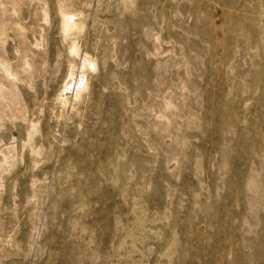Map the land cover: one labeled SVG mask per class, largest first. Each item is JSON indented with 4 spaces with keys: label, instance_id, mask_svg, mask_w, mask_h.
<instances>
[{
    "label": "rangeland",
    "instance_id": "374dc122",
    "mask_svg": "<svg viewBox=\"0 0 264 264\" xmlns=\"http://www.w3.org/2000/svg\"><path fill=\"white\" fill-rule=\"evenodd\" d=\"M13 2L0 264H264V0ZM62 12L96 64L64 105ZM33 13L46 31L31 78L20 60L40 32L16 28ZM38 106L36 156L25 142Z\"/></svg>",
    "mask_w": 264,
    "mask_h": 264
},
{
    "label": "bare ground",
    "instance_id": "6f19581e",
    "mask_svg": "<svg viewBox=\"0 0 264 264\" xmlns=\"http://www.w3.org/2000/svg\"><path fill=\"white\" fill-rule=\"evenodd\" d=\"M25 0H21V2H24ZM125 1L127 0H117L118 5H123V3H125ZM38 5V4H37ZM43 6V5H42ZM61 9V8H60ZM180 10V18H182V8H179ZM28 11V9H27ZM60 12V10H57V12ZM0 12L2 14V19L0 20V49L3 51L4 50V43L6 40V34H5V25H10L13 26L19 23V9L18 6L15 5V2H13V0H3L2 4L0 6ZM58 12V13H59ZM68 12V11H67ZM61 14V13H60ZM59 14V15H60ZM75 15V14H74ZM79 15V14H78ZM44 16V15H43ZM81 16V15H80ZM60 17H62L61 19V29H62V34L64 36V38H68L69 39V44H68V48H67V53L70 59V65L68 68V72H67V76L65 81L62 84V87L60 89V91H58V95H57V100L60 104L64 105L66 103H68V97L67 95L70 92H74L75 98H77V96L79 97V94L84 91L87 88V77H86V71H94L96 69V64H95V60H91L90 58H86L87 55L85 56V54H83V56H81V51L79 46L77 45L76 42V38H72V36H74L75 34H78L80 32V30H82V26H80V23L75 22L73 15L71 14H66L62 12V16L60 15ZM17 20H16V19ZM30 20V19H29ZM39 21V20H38ZM45 21V19L43 20ZM22 23V22H21ZM86 26V25H85ZM19 28L16 30L23 34V32L28 29L31 28L34 32L38 31L40 32V39H35V44L32 47H28L25 46L24 47V55L22 56L20 62L21 64H23V70L27 73V75H30V77H34L36 76L38 73V69L35 66L36 63V59L33 56V51L37 52V51H44L43 47H41V42L43 41V36L45 35V31H46V26L45 25H41V24H37L36 23V18L35 15L33 13V15H31V25L28 26L27 24H23L18 26ZM8 28V27H7ZM9 30V29H8ZM60 30V29H59ZM31 34V33H30ZM28 39V38H27ZM12 40V39H11ZM80 40V39H79ZM153 40H157V37L154 35L153 36ZM49 40H47L48 42ZM61 41V40H60ZM12 42V41H11ZM33 42V41H32ZM31 42V44H32ZM85 42V41H84ZM16 43V42H15ZM12 44V43H11ZM44 44V43H43ZM48 45V43H47ZM51 45V42H50ZM14 46V45H12ZM83 46V44H82ZM88 46V45H87ZM52 47V45H51ZM81 47V46H80ZM17 48V47H16ZM53 48V47H52ZM15 49V48H14ZM55 49V48H54ZM61 49V48H60ZM89 49V48H88ZM117 47H114V50L116 52ZM50 50V49H49ZM48 50V51H49ZM168 50L164 49L161 47L159 49L155 50L156 54L159 53H164ZM52 51V50H51ZM7 52V51H6ZM16 52L18 53V49H16ZM50 52V51H49ZM54 52V51H53ZM8 53V52H7ZM51 53V52H50ZM63 53V52H62ZM88 53V52H87ZM122 50H119V55L121 56ZM10 54V53H9ZM53 54V53H52ZM55 55V54H54ZM115 56L117 54H114ZM48 57V56H47ZM54 57V56H53ZM11 58V57H10ZM50 58V57H49ZM52 58V57H51ZM64 58V57H63ZM117 58V56H116ZM48 59V58H47ZM13 61V59H11ZM54 60V59H53ZM1 61V59H0ZM10 61V60H9ZM50 61V60H49ZM2 65H1V69L3 67V71L4 73L6 72L7 74L10 73V64H8L5 60L1 61ZM43 62V61H42ZM61 62V61H60ZM51 64V63H50ZM65 64V62H64ZM62 65V64H61ZM52 66V65H51ZM65 66V65H64ZM51 68V67H49ZM44 70V69H43ZM64 70V69H63ZM62 72V71H61ZM63 73V72H62ZM61 74V73H60ZM12 75V74H11ZM13 76V75H12ZM61 76V75H60ZM64 76V75H63ZM55 77V76H54ZM53 77V79H54ZM10 78V77H9ZM27 78V77H26ZM13 79H15V77L13 76ZM61 79V78H60ZM19 80V79H18ZM11 81V80H10ZM42 82V79L41 81ZM26 83V82H25ZM46 87V86H45ZM56 87V86H55ZM7 88V87H6ZM43 92V91H42ZM33 94V93H32ZM73 95V94H72ZM20 96V95H19ZM70 97V96H69ZM72 98V97H71ZM73 98V99H75ZM1 99V98H0ZM70 99V98H69ZM23 100H25V97H23ZM31 100V99H30ZM5 101V100H4ZM38 101V100H37ZM75 101V100H74ZM25 102V101H24ZM27 102V101H26ZM76 102V101H75ZM2 103V102H1ZM27 104V103H26ZM1 106V105H0ZM27 106V105H26ZM58 106V105H57ZM169 106V104L167 105V107ZM7 108V107H6ZM9 109V108H7ZM22 109V108H21ZM63 109V108H62ZM3 112V111H2ZM25 113V109L22 111V114ZM41 115V107L38 106L35 113H34V117L33 119H31L30 121V130L27 132V140H26V145L29 148V151L31 153H33L36 156H39L41 154V143H40V138H38L37 141L33 142V135L34 133L38 132V122H39V117ZM8 116V115H7ZM66 116V115H65ZM22 117V116H20ZM31 118V116H30ZM23 119V118H22ZM54 119V118H53ZM57 119V118H56ZM12 120V119H11ZM42 122V121H41ZM29 123V122H27ZM1 128V125H0ZM26 136V134H25ZM11 137V136H9ZM10 140V139H9ZM7 140V142L9 141ZM14 141V140H13ZM22 142V141H21ZM33 143H36V145H33ZM38 143V148L35 149L34 147L37 146ZM143 143V142H142ZM59 144V143H58ZM11 147V146H10ZM22 149V148H21ZM7 150V149H6ZM12 151L14 152V147L12 145ZM29 153V152H28ZM2 156V155H1ZM4 156V155H3ZM6 156V155H5ZM19 156V154H18ZM4 158V157H3ZM21 158V157H20ZM4 160V159H3ZM40 162V161H39ZM10 163V162H9ZM38 161H34V164H37ZM8 164V162L6 163ZM34 167V166H33ZM1 173V172H0ZM3 175V174H2ZM33 184V183H32Z\"/></svg>",
    "mask_w": 264,
    "mask_h": 264
}]
</instances>
